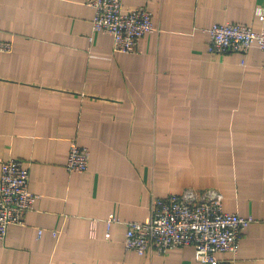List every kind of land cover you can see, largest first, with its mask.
I'll return each mask as SVG.
<instances>
[{
    "label": "crops",
    "instance_id": "0c3cea01",
    "mask_svg": "<svg viewBox=\"0 0 264 264\" xmlns=\"http://www.w3.org/2000/svg\"><path fill=\"white\" fill-rule=\"evenodd\" d=\"M121 1L145 6L157 28L133 51L92 30L85 0H0L11 44L0 51V163L23 160L37 194L0 239V264H201L188 245H123L125 221L184 188L214 190L223 211L255 219L225 264H264V53L211 54L202 31H264V0ZM70 141L89 151L83 172L66 170Z\"/></svg>",
    "mask_w": 264,
    "mask_h": 264
},
{
    "label": "built area",
    "instance_id": "2783aa9c",
    "mask_svg": "<svg viewBox=\"0 0 264 264\" xmlns=\"http://www.w3.org/2000/svg\"><path fill=\"white\" fill-rule=\"evenodd\" d=\"M85 2L93 8L92 30L109 33L114 51H133L145 33L157 30L150 11L143 5L124 8L121 0ZM263 11H256L261 20ZM202 31L211 54L244 55L252 44L264 53V31H254L249 25L215 23ZM10 49V42L0 40V51ZM88 156L86 147L70 141L66 170L85 171ZM28 180V168L23 160L10 157L0 163V239H4L10 225H22L25 214L33 207L37 194L29 191ZM253 221L252 216L223 211L221 195L214 190L198 192L184 188L178 194L152 196L143 221H125L123 245L125 250L138 255H163L175 247L188 245L193 247L194 260L201 264H225L234 260L242 230ZM106 222L109 225L118 220L110 217ZM51 235L56 236L57 231L52 230ZM216 252H227L229 257L216 258Z\"/></svg>",
    "mask_w": 264,
    "mask_h": 264
}]
</instances>
